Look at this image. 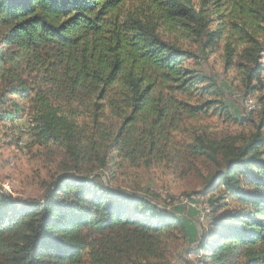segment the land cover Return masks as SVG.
<instances>
[{"label": "trees", "instance_id": "trees-1", "mask_svg": "<svg viewBox=\"0 0 264 264\" xmlns=\"http://www.w3.org/2000/svg\"><path fill=\"white\" fill-rule=\"evenodd\" d=\"M212 55L264 91V0H0V127L64 157L42 200L0 190V264H170L186 219L120 177L185 156L212 207L188 254L264 264V98L254 131H212L251 121L200 69Z\"/></svg>", "mask_w": 264, "mask_h": 264}, {"label": "rangeland", "instance_id": "rangeland-1", "mask_svg": "<svg viewBox=\"0 0 264 264\" xmlns=\"http://www.w3.org/2000/svg\"><path fill=\"white\" fill-rule=\"evenodd\" d=\"M199 67L215 78L223 89L221 100L230 108L231 115L234 118L249 116L251 120L245 126H240L218 112L208 120L212 124L211 130L219 135L254 131L261 115L260 112L247 114L249 111L245 103L248 99L257 103L260 97L264 98V91L248 98L243 87L235 80V72L225 71L218 55H212ZM262 77L264 81V72ZM5 131L0 127V190L18 200H42L46 185L60 171V163L64 160L62 152L33 145L25 122L19 124V131H15V140L6 136ZM207 174V167L201 161L193 165L185 156L181 162H164L149 169L126 168L120 177L124 188L137 191L149 189L157 195L156 201L161 207L175 210L186 219L189 235L185 239L180 234L171 244L168 255L170 264H200L198 256L188 254V251L194 247L192 241L201 236L203 228L208 229L212 221L209 198L199 194L205 186Z\"/></svg>", "mask_w": 264, "mask_h": 264}, {"label": "bare ground", "instance_id": "bare-ground-1", "mask_svg": "<svg viewBox=\"0 0 264 264\" xmlns=\"http://www.w3.org/2000/svg\"><path fill=\"white\" fill-rule=\"evenodd\" d=\"M245 105H246V110H249V108L252 110H257L259 108L258 104L255 101H253V99L246 100Z\"/></svg>", "mask_w": 264, "mask_h": 264}, {"label": "built area", "instance_id": "built-area-1", "mask_svg": "<svg viewBox=\"0 0 264 264\" xmlns=\"http://www.w3.org/2000/svg\"><path fill=\"white\" fill-rule=\"evenodd\" d=\"M247 111L251 112V111H254V110H252V109L249 108V110H247ZM192 201H193V200H192ZM192 201H191V202H192Z\"/></svg>", "mask_w": 264, "mask_h": 264}]
</instances>
